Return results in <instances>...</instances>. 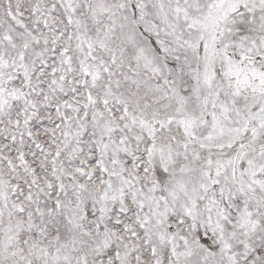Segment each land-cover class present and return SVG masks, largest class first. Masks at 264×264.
Here are the masks:
<instances>
[{"label": "snow or ice", "instance_id": "obj_1", "mask_svg": "<svg viewBox=\"0 0 264 264\" xmlns=\"http://www.w3.org/2000/svg\"><path fill=\"white\" fill-rule=\"evenodd\" d=\"M0 264H264V0H0Z\"/></svg>", "mask_w": 264, "mask_h": 264}]
</instances>
